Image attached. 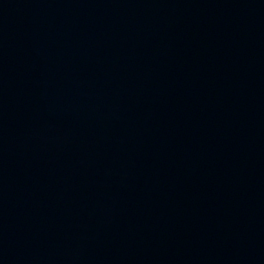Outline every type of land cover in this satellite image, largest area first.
Listing matches in <instances>:
<instances>
[{"label": "water", "instance_id": "95a60500", "mask_svg": "<svg viewBox=\"0 0 264 264\" xmlns=\"http://www.w3.org/2000/svg\"><path fill=\"white\" fill-rule=\"evenodd\" d=\"M0 264H264V0H0Z\"/></svg>", "mask_w": 264, "mask_h": 264}]
</instances>
